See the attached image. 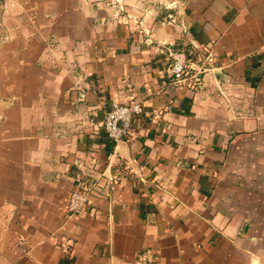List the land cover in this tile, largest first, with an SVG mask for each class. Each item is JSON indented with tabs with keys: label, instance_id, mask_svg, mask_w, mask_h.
I'll return each mask as SVG.
<instances>
[{
	"label": "crops",
	"instance_id": "0c3cea01",
	"mask_svg": "<svg viewBox=\"0 0 264 264\" xmlns=\"http://www.w3.org/2000/svg\"><path fill=\"white\" fill-rule=\"evenodd\" d=\"M125 5L116 24L100 0H0V264H264V0ZM129 84L163 116L115 147ZM80 178L107 195L67 220Z\"/></svg>",
	"mask_w": 264,
	"mask_h": 264
},
{
	"label": "built area",
	"instance_id": "2783aa9c",
	"mask_svg": "<svg viewBox=\"0 0 264 264\" xmlns=\"http://www.w3.org/2000/svg\"><path fill=\"white\" fill-rule=\"evenodd\" d=\"M110 12V20L116 24H127L128 14L125 0H100ZM161 51L167 56L169 63L168 73L171 78H175L179 84H185L193 80L196 85H202L206 70L202 65L194 62L191 57L182 49L174 45H162ZM130 98L128 103H113L104 120V130L108 138L117 147L120 143L127 141L131 135L134 123L137 118L144 116L147 119L161 120L162 113L158 111L146 112L132 84L128 85ZM115 152L108 156L109 163L115 159ZM117 183L110 186V191L114 192ZM107 194L103 187L88 178H80L70 195L66 207V218L72 220L77 216H85L93 206V198H103ZM134 264H161L158 254L152 249H146L138 253Z\"/></svg>",
	"mask_w": 264,
	"mask_h": 264
}]
</instances>
